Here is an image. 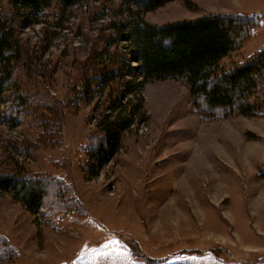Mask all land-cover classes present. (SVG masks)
Masks as SVG:
<instances>
[{
	"label": "rangeland",
	"instance_id": "1",
	"mask_svg": "<svg viewBox=\"0 0 264 264\" xmlns=\"http://www.w3.org/2000/svg\"><path fill=\"white\" fill-rule=\"evenodd\" d=\"M190 2L192 8L177 0L143 18L161 27L252 16L258 26L251 38L222 65H241L264 50V0ZM100 6L53 4L40 23L19 32L35 57L38 87L22 89L33 113L21 122L10 115L13 91L0 100V172L12 175L18 163L22 176L47 181L48 192L38 214L0 188V264H264V86L250 97L248 115L211 119L195 107L185 80L146 83L147 124L125 136L97 176L90 172L103 101L77 99V87L92 74L94 53L115 45L137 68L128 40L104 42L112 33L102 32L107 23L123 19L120 0L91 18ZM45 25L54 36L42 51ZM48 181L64 189V199Z\"/></svg>",
	"mask_w": 264,
	"mask_h": 264
},
{
	"label": "trees",
	"instance_id": "2",
	"mask_svg": "<svg viewBox=\"0 0 264 264\" xmlns=\"http://www.w3.org/2000/svg\"><path fill=\"white\" fill-rule=\"evenodd\" d=\"M114 0H0V100L4 93L13 91L16 103L10 115L16 122L33 113L22 89L35 91L38 87L37 63L31 56L30 46L22 43L19 32L23 25L39 22L53 4L63 10L75 9L89 2H100V13L91 15L97 19L106 15L105 9ZM177 0H120L118 15L123 19L107 23L105 43L128 40L137 68L133 67L119 46L100 53L91 59L92 74L79 85L77 99L90 103L96 97L103 101L97 128L101 136L89 154L90 172L93 176L110 163L118 154L122 140L135 126L147 124L143 88L146 83L167 79H183L187 82L194 105L207 118L252 111L249 99L264 86V50L241 65L225 67L222 61L242 47L254 33L258 23L248 15H209L194 21H182L157 27L145 22L146 12L156 11ZM186 2L193 7L190 0ZM47 11V12H46ZM44 12H46L44 14ZM45 51L52 41L54 31L44 27ZM103 34V33H102ZM34 54V53H32ZM36 67V69L34 68ZM51 78L46 71H41ZM28 83H23L24 80ZM42 89L50 90L45 82ZM0 119L3 120L1 116ZM142 123V124H141ZM54 127L55 123H51ZM48 129L52 131V128ZM92 142V141H91ZM29 151V146L26 147ZM12 175L0 172V188L13 193L34 213L40 211L48 183L42 179L22 176L18 163ZM52 190L57 199H64V189L55 182ZM50 185V186H51ZM0 242L5 241L0 236ZM4 259V255H0Z\"/></svg>",
	"mask_w": 264,
	"mask_h": 264
}]
</instances>
